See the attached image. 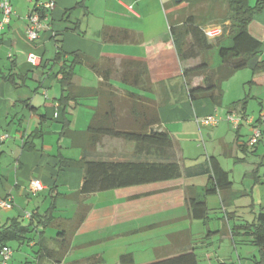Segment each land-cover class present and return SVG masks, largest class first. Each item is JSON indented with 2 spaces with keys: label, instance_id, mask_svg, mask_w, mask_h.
Masks as SVG:
<instances>
[{
  "label": "crops",
  "instance_id": "1",
  "mask_svg": "<svg viewBox=\"0 0 264 264\" xmlns=\"http://www.w3.org/2000/svg\"><path fill=\"white\" fill-rule=\"evenodd\" d=\"M3 1L0 0V21ZM10 1L13 13L0 33V135H8L0 141V203L8 201L11 207L0 205V227L12 219L27 224L31 220L27 213L43 215L52 205L55 219L50 226L40 227L29 243L11 244L13 255L9 264L14 260L19 264L38 261L36 251L40 247H55L62 229L69 232L72 243L64 264H88L83 263L84 259L93 255H102L107 261L111 252L114 264H120V256L125 253H133L135 264H149L188 252H194L199 259L198 235L201 247H206L210 246L211 234L231 233L229 225L213 231L207 227L209 220L205 223L189 218L188 200L203 197L205 193L209 184V156L217 157L229 172L234 186L233 172L239 164L247 162L245 154H256L260 147L264 148V136L257 147L248 145L253 127L260 123L257 120L264 114L261 110L258 117L246 115V120L235 127L227 120V115H241L239 108L233 111L227 104V111L222 114L210 99L192 101L189 98L183 69L197 65L200 59L181 61L173 52V43L163 45L170 36L168 13L186 4H178L180 0H54L55 7L47 12L46 27L40 31L39 38L32 41L26 32L29 14L50 0ZM81 1L84 7H76ZM164 18L169 27L167 36L163 31ZM108 30H128L135 34L137 41L112 42L105 34ZM250 32L262 41L264 59V10L251 23ZM59 50L63 53L60 63L72 58L77 51L99 60L101 69L110 71L111 83L122 94L138 91L122 82L120 75L126 67L122 63H148L153 90L138 92L154 98L158 106L161 123L154 129L167 131L172 137L173 147L168 153L163 155L157 148L144 150L136 142L110 136L102 137L96 145L86 134H78L75 138L62 136L63 106L59 102L62 89L57 78L61 65L55 61ZM30 53L40 57L39 65L28 60ZM76 72L74 83L78 87H97L103 80L85 65L78 66ZM10 73L14 74L16 84L5 80L4 76ZM252 81L264 84V73L257 74ZM201 82L202 77L193 80L195 85ZM177 89L181 93L174 97ZM168 96L170 99H165ZM100 102L94 97L80 99L73 111L72 129L86 131ZM206 116H216L220 122L216 126L199 127L196 119ZM203 129L210 149L215 150L202 157L201 145L196 139L202 137ZM203 144L206 150L205 141ZM215 145L219 147V155ZM84 153L88 160L104 162H176L183 175L80 195L77 192L84 180L83 167L61 168L59 162L62 156L81 159ZM222 157L232 160L229 168L224 167ZM260 166L243 175L244 179H254L250 191L233 187L234 192L253 197L255 185L264 181L259 173ZM33 179L39 180L44 188L32 191ZM210 197L219 198L221 210L226 212L232 207L237 214V199L224 207L218 193L206 198L209 219ZM251 200V204L256 203L253 198ZM260 207L264 208V204ZM84 209H88L87 215L75 227ZM197 221L207 227L208 233L203 234L202 228L197 230L200 226L195 224ZM231 237L236 245L232 233ZM1 260L0 255V264ZM218 262L233 264L228 259Z\"/></svg>",
  "mask_w": 264,
  "mask_h": 264
},
{
  "label": "trees",
  "instance_id": "2",
  "mask_svg": "<svg viewBox=\"0 0 264 264\" xmlns=\"http://www.w3.org/2000/svg\"><path fill=\"white\" fill-rule=\"evenodd\" d=\"M185 3L182 9L168 13L170 36L163 42L173 43V52L181 61L199 58L200 62L183 69V78L189 98L192 101L210 99L219 107L223 103V82L230 79L237 71L251 68L253 76L264 73V59L262 58L263 43L250 32V25L255 17L264 10V0H180ZM84 7V2L76 7ZM209 25H222L223 35L209 39L204 28ZM112 42H136L134 33L128 30H108L105 32ZM226 38V39H225ZM217 50L221 62L217 67L211 64L212 52ZM168 51L167 53H170ZM63 53L58 51L55 61H61ZM72 58L62 61L57 73L58 82L62 89L59 98L63 106L62 136L75 138L78 134H86L93 145L102 137L110 136L133 141L142 149H159L163 155L173 147L172 137L167 131H160L155 126L160 125L161 119L158 106L151 98L142 92L153 90L149 72V64L143 61H126L125 70L120 78L124 84L133 86L138 91L119 90L111 83L110 71H103L99 60L83 52H75ZM85 65L100 74L103 80L97 87H78L74 83L76 68ZM14 74L5 75L7 81L14 82ZM195 77H202V82L195 85ZM253 82V81H251ZM16 84V83H15ZM94 97L102 101L95 108L94 116L86 131L78 132L72 129L73 111L80 104V99ZM170 99V97H165ZM106 104V105H105ZM248 96L234 101L229 105L230 110L239 108V112L246 119ZM126 109L124 112L123 110ZM261 118V117H260ZM260 122V119L257 120ZM154 129V131L152 130ZM262 137L264 129H262ZM257 144V145H258ZM255 145V147H257ZM254 147V148H255ZM60 167L80 166L85 174L80 195H89L99 191L110 190L145 182L178 178L183 175L178 163H116L88 160L84 153L81 159L60 157ZM209 184L203 197L196 196L188 200V214L191 219H200L205 223L209 220V207L206 198L221 195L224 207L232 205L243 194L234 192L233 182L229 172L220 164L215 156L207 159ZM258 169V168H257ZM254 205V204H252ZM54 205L50 206L43 215L32 213L31 220L24 224L18 219L0 227V249L11 246L12 243H29L33 234L40 227L50 226L54 219ZM84 209L75 224L78 227L87 215ZM235 212L226 210V217L230 220ZM42 235V232H40ZM68 231L62 229L58 233L55 247H40L36 253L38 261H26L24 264H64L65 256L71 252L72 243ZM233 238L237 235L251 237L252 243L258 247L260 258H255V264H264V208L255 212L253 221L235 223L231 228ZM99 264L105 262L102 255H93L84 259L83 263ZM79 264V262L75 263ZM120 264H135L133 253L120 256ZM149 264H199L194 252L184 253L175 257L161 259Z\"/></svg>",
  "mask_w": 264,
  "mask_h": 264
},
{
  "label": "rangeland",
  "instance_id": "3",
  "mask_svg": "<svg viewBox=\"0 0 264 264\" xmlns=\"http://www.w3.org/2000/svg\"><path fill=\"white\" fill-rule=\"evenodd\" d=\"M164 19L165 22L163 23V31L167 36L169 33V27L166 18ZM211 58L212 66L217 67L221 62V58L217 50H214L212 52ZM253 78V71L251 70V68H247L244 70L237 71L230 79L223 82L224 98L222 105L218 107L222 114L226 113L227 106L231 105L232 102L238 101L239 99H243L247 96L248 116L258 117L261 110L264 114V84H260V80V83L251 82ZM177 90L178 91L174 93V97H177V93H181L179 89ZM204 129H208L210 131L212 130L211 128ZM204 129L202 130V137L200 139H196L197 142H199L201 145L202 154L200 156L202 157L203 155H206L209 152H214L215 150L210 149L209 140H207V136L205 134ZM232 135H234V133ZM204 141L206 143V150L203 144ZM210 143L212 142L210 141ZM215 148H217L215 152L219 155L218 145H215ZM240 155L244 156L242 153H240ZM245 155H247V162L239 164L233 172V187L239 190L246 189L247 191H250V188L254 183V179L251 177H247L244 179L243 175L246 171H256L261 164V170L259 173L261 174L260 176L264 179V148L263 146L260 147L258 153L256 154L248 152ZM221 160L224 167L226 168H229L232 165L231 159H225L222 157ZM252 198L256 202L254 205L251 204ZM209 202V206L212 209L210 211V222L207 227H209L213 231L222 228L224 225H229L232 228L235 223H242L243 221H253L255 217V212H258L260 210L261 204H264V181L263 183H257L255 185L253 197L252 195H247L241 196L237 199L239 209L237 211V214L234 215L235 217L230 220L226 217V212L220 209V201L218 197H210ZM233 210L234 208L231 207L228 209V212H233ZM195 224L200 225L197 226V230H200V228H202L204 232L203 234L208 233L207 227L203 226L201 222L197 221L195 222ZM196 240L199 241V247L196 249V252L198 253L200 259L199 264H219V259H228L233 264H255V258H260V251L258 247L252 243L251 237L249 236L237 235L234 238L236 245L233 242L231 233H227L225 236H221L218 233L211 234V237L209 239L211 240L210 246L208 245L206 247H201L202 242L200 241V235H198ZM12 244L16 246V243ZM107 258V261L99 264H114V257L112 255V252L110 255L107 256ZM11 263L19 264L16 262V260L11 261Z\"/></svg>",
  "mask_w": 264,
  "mask_h": 264
},
{
  "label": "built area",
  "instance_id": "4",
  "mask_svg": "<svg viewBox=\"0 0 264 264\" xmlns=\"http://www.w3.org/2000/svg\"><path fill=\"white\" fill-rule=\"evenodd\" d=\"M55 1L50 0L49 2L44 3L42 6L35 7L29 14L28 24H27V35L30 40L36 41L40 36V31L46 27L47 12L55 7ZM2 9V19L0 21V33L3 25L9 23L10 17L13 13V5L10 0H4L1 3ZM204 31L209 39H215L224 33V27L222 25H209L204 28ZM28 60L33 65L40 64V57L34 53H30ZM227 120L230 121L235 127H239L244 120L242 115L228 114ZM246 120V119H245ZM196 122L199 127L204 126H216L220 122V118L216 116H206L197 118ZM264 126V115L260 118V123L256 124L253 127L252 135L249 137L248 145L251 148H254L258 144L262 137V129ZM7 134L0 135V141L7 138ZM30 188L32 191L37 192L44 188V185L36 179H33L30 183ZM3 207H11V204L8 201H2L0 203ZM27 217H31V213H27ZM1 255V264H9L10 259L13 255V248L10 246H4L0 250Z\"/></svg>",
  "mask_w": 264,
  "mask_h": 264
}]
</instances>
